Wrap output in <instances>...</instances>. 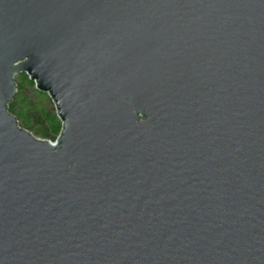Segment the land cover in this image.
Returning <instances> with one entry per match:
<instances>
[{
  "label": "water",
  "instance_id": "1",
  "mask_svg": "<svg viewBox=\"0 0 264 264\" xmlns=\"http://www.w3.org/2000/svg\"><path fill=\"white\" fill-rule=\"evenodd\" d=\"M0 264H264V0H0Z\"/></svg>",
  "mask_w": 264,
  "mask_h": 264
},
{
  "label": "trees",
  "instance_id": "2",
  "mask_svg": "<svg viewBox=\"0 0 264 264\" xmlns=\"http://www.w3.org/2000/svg\"><path fill=\"white\" fill-rule=\"evenodd\" d=\"M14 84L16 92L7 105L8 113L14 117L19 128L37 138L53 142L59 134L61 124L50 99L33 89L32 82L23 73L15 76ZM45 101L48 107L45 106Z\"/></svg>",
  "mask_w": 264,
  "mask_h": 264
},
{
  "label": "rangeland",
  "instance_id": "3",
  "mask_svg": "<svg viewBox=\"0 0 264 264\" xmlns=\"http://www.w3.org/2000/svg\"><path fill=\"white\" fill-rule=\"evenodd\" d=\"M13 82L15 83V76H14V79H13ZM34 89V88H33ZM29 98L31 99V95L29 94ZM46 103H45V106L46 107H48V103H47V101H45ZM54 110V109H53Z\"/></svg>",
  "mask_w": 264,
  "mask_h": 264
},
{
  "label": "built area",
  "instance_id": "4",
  "mask_svg": "<svg viewBox=\"0 0 264 264\" xmlns=\"http://www.w3.org/2000/svg\"><path fill=\"white\" fill-rule=\"evenodd\" d=\"M32 84H33V82H32ZM33 88L35 89L34 84H33ZM56 138H57V137H56ZM56 138H55V139H56Z\"/></svg>",
  "mask_w": 264,
  "mask_h": 264
}]
</instances>
